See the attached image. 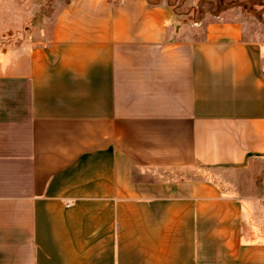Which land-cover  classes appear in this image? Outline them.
<instances>
[{
	"label": "crops",
	"instance_id": "obj_1",
	"mask_svg": "<svg viewBox=\"0 0 264 264\" xmlns=\"http://www.w3.org/2000/svg\"><path fill=\"white\" fill-rule=\"evenodd\" d=\"M27 1L0 52V264H264V188L231 189L264 183V43L235 9L199 34L173 3Z\"/></svg>",
	"mask_w": 264,
	"mask_h": 264
},
{
	"label": "rangeland",
	"instance_id": "obj_2",
	"mask_svg": "<svg viewBox=\"0 0 264 264\" xmlns=\"http://www.w3.org/2000/svg\"><path fill=\"white\" fill-rule=\"evenodd\" d=\"M23 1V4L26 0ZM67 0H60L61 3ZM151 3H173L180 11L190 13L188 16L192 21V26L201 34L200 24L197 19L203 14L218 15L220 11L226 9H235L233 14L241 19L245 36L254 39L256 42L264 43V0H199L193 5L183 2V0H149ZM30 9H33L35 15L43 16L57 8V0H28ZM185 4V5H184ZM187 6V7H185ZM10 0H0V52L3 48H8L11 42L17 39L11 35V29H14L9 19ZM24 34H19L17 40H25ZM24 38V40H23ZM205 175V172L194 171V175ZM207 174V173H206ZM264 174V173H263ZM240 175V174H239ZM237 179L235 186L232 184L231 189L243 195L260 192L264 188L263 178L255 180L249 172L241 174ZM220 183L219 185H222ZM226 187L228 186L225 183Z\"/></svg>",
	"mask_w": 264,
	"mask_h": 264
}]
</instances>
